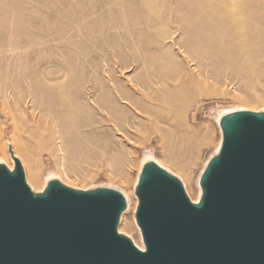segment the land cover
Listing matches in <instances>:
<instances>
[{
	"label": "rangeland",
	"instance_id": "rangeland-1",
	"mask_svg": "<svg viewBox=\"0 0 264 264\" xmlns=\"http://www.w3.org/2000/svg\"><path fill=\"white\" fill-rule=\"evenodd\" d=\"M107 1L0 0V146L5 145L10 162L9 145L14 153L19 149L17 156L28 183L30 164L36 161L37 167L40 159L35 180L39 186L48 175L56 174L69 186L113 184L125 192L130 190L134 198L140 162L152 152L159 163L182 179L186 191L194 197L200 170L220 138L216 110L240 105L252 110L264 107V59L240 47L249 29L257 32L264 52V0H207L212 5L208 19L200 11L204 0H163V4L173 1L175 5L169 12L164 9L165 13L162 9L150 11L144 25H139L130 12L132 6L142 9L141 2ZM149 3L146 0L144 5ZM199 22L210 28V34L199 32ZM174 40L183 41L192 55L204 59L206 69L229 74L231 83L221 86L213 82L214 86L201 93L181 99L169 94L168 88L173 86V91L176 84L164 76L160 100H140L150 113L157 110L156 117L139 113L141 127L131 128L128 136H117L107 127H91L82 96L88 78L95 77L94 70L100 72L106 60L114 81L132 96L130 78L142 83L154 73H171L174 65L169 55L177 58ZM239 75L242 77L238 79ZM234 81L239 83L237 92L253 93L252 99L234 98ZM17 101L33 105L44 120L41 126L32 127L34 123L9 111ZM90 114L92 119L98 117ZM131 114L126 110L128 118ZM180 124L193 130L209 126L207 142L192 148L191 157L188 141L176 129ZM48 127L65 140L61 167L54 154L56 140L40 135ZM105 135L110 137V145L105 143ZM120 145L127 155L131 152L125 163L112 158L113 150H119ZM187 158L190 163L184 170L179 163ZM134 209L124 214L128 218L133 215L131 221L136 226ZM135 226L120 230L119 223L118 229L137 239L141 231Z\"/></svg>",
	"mask_w": 264,
	"mask_h": 264
},
{
	"label": "water",
	"instance_id": "water-1",
	"mask_svg": "<svg viewBox=\"0 0 264 264\" xmlns=\"http://www.w3.org/2000/svg\"><path fill=\"white\" fill-rule=\"evenodd\" d=\"M221 130L198 203L178 177L143 165L135 187L143 250L118 231L119 191L52 180L34 193L17 157L13 171L0 163V264H264V113L225 115Z\"/></svg>",
	"mask_w": 264,
	"mask_h": 264
},
{
	"label": "bare ground",
	"instance_id": "bare-ground-1",
	"mask_svg": "<svg viewBox=\"0 0 264 264\" xmlns=\"http://www.w3.org/2000/svg\"><path fill=\"white\" fill-rule=\"evenodd\" d=\"M101 1V0H99ZM141 2V6L143 7L140 10H137L135 7H131L130 12H131V16L132 18L137 21V23L139 25H144L143 20L144 17L147 13H149L150 11L154 10L157 12L158 9H162L161 13H163L164 9H168V12L170 10L171 6H174V2L170 1L169 3L167 2L166 4H163V0H150L151 3H149L147 6L144 5V2L146 0H136ZM116 0H108L107 3H115ZM106 3V4H107ZM105 4V3H104ZM166 7V8H165ZM212 7V5L208 4L207 0H204V3L200 6V11L201 14L203 15L204 19H208L210 17V8ZM167 12V13H168ZM165 13V11H164ZM224 16H226L225 13L221 12ZM163 14H161L162 17ZM130 16V17H131ZM151 16H154V14H152ZM227 17V16H226ZM154 20V18H153ZM199 32L203 35H208L210 34L211 30L210 28L204 24L203 22H199ZM146 29V27H144V29H142V32H144ZM231 30V29H230ZM255 31H249V29H246V34L244 35L245 37V41H243V43H241L240 47L242 48V50L247 49L252 51L253 56H262V58L264 59V52H261V47L259 45L260 41L257 35V32L254 33ZM254 33L253 35H250ZM170 33H165V35H169ZM186 42H189V39L186 40ZM176 44L177 46V50H176V55L177 58L173 60V57H171L169 55V58L171 59V62H173V68H171V73L170 74H164V75H158V74H153L150 77H148L144 82L139 83L137 81H135L134 79H129V82H131V91H133L132 96L128 95V90H123L121 89L117 83L114 81L113 76L114 73L111 74V68L109 63L105 60L104 62V66L102 68V70H100V72H98L96 69L93 72V76L95 77H89L88 80L90 81L88 83V86H86L84 88V92H83V96H82V101L84 102V109L88 112L89 114V124L91 127H95L96 129H102L103 127H107V128H111L112 130H115L117 133L116 135H121V136H128V133L130 132L131 128H135L136 127H141V115L139 113H146L148 115H151L153 117L157 116V110L153 111L152 113H150L146 106L142 107L140 104V100L142 98H144V102L147 101H158L160 100L161 96H160V86L161 83L164 81L163 77H167L169 78L172 83L176 84L173 88V91L170 90V88H168V92L169 94H176L178 95L179 98L181 99H187L190 96H192L195 93H201L202 91H204L205 89H207L210 86H214V83H220L221 86H227L229 85L230 82V75L229 74H225L222 75L221 70L216 71V69L210 70V69H206V66L204 65V59H200L197 58L196 56L192 55L191 52L189 51L188 47H186V45L183 43V41L177 40L173 45ZM179 59V60H178ZM210 64V63H208ZM208 67V66H207ZM209 68V67H208ZM242 76L239 75L238 79L241 78ZM240 81V80H239ZM241 82V81H240ZM236 87H232L234 88V90L236 91L234 94V98L239 99V100H244V99H252V94H240L239 89L237 86H239L238 82H235ZM216 86V85H215ZM168 87V86H167ZM136 89H140V90H136ZM138 93V94H135ZM136 96V97H135ZM12 98V97H11ZM12 100V99H11ZM2 101V100H1ZM0 101V102H1ZM33 103V102H32ZM241 106V105H240ZM232 107V108H226V109H218L215 112L214 118L215 121L218 125L219 128V133H220V138L218 140V144L216 145L215 149L213 150V153L208 157L207 160H205L199 176H198V180H197V193L194 194L195 196L192 197V195L190 194V192L186 191V188L184 186V183L182 182V179L177 176L174 172H172L170 169H168L167 167H165L164 165H162L161 163L158 162V160L154 157L152 152H148L147 155L144 156V158L142 159V161L140 162V166H139V170H138V174L133 186V191H134V196L133 197L132 193L130 192V190H126V192L123 189L118 188L117 186L113 185V184H99V185H91L87 188H80V187H73V186H69L67 184H65L61 178L56 175V174H50L48 175L45 179H44V184L43 186H39L37 185V183H35V180L37 179L38 176V168L40 166V159L37 160V167H36V161L35 163L32 162L29 167V184L27 182V179L25 177V181L26 183L29 185V187L31 188V190L34 193H42L48 183L52 180H58L61 183L72 187L74 189H79V190H84V191H91V190H95V189H101V188H110V189H115L117 191H119L126 202V207L123 210V212L120 215V219H119V223H120V230H122V228H127V229H132L134 228V224L132 223L131 219L132 216L130 218L127 217L126 213L129 209L131 212H133L134 209V213H136V208L138 205V198L135 194V187L138 183L139 180V176L140 173L142 171V167L145 163L150 162V161H154L155 163H157L158 165H160L162 168H164L166 171H168L169 173L175 175L176 177H178V179L181 181L182 185L184 186V189L189 197L191 199L192 202L194 203H198L202 194V190H201V186H200V177L204 171V169L206 168L209 160L218 152L220 145H221V139H222V130H221V120L222 117H224L225 115H229L231 113L237 112V111H252V112H256V113H264V107L257 109V110H252L246 107ZM80 109V108H79ZM78 108H76V111L79 112ZM15 111L16 116L19 117L21 120H25L29 122L34 123L32 127L35 126V128L41 126L42 122L44 121L42 119V116L37 115V113H35V108L33 107V105L29 104L26 102V104H24L23 102L17 101L13 104H11L9 106V111ZM126 110L130 111L131 117L128 118L126 115ZM91 112H94L95 115H97L98 117H95V119H92L91 117ZM36 116V119H34V117ZM101 117V118H100ZM77 121V120H76ZM161 129V128H159ZM178 130L179 133H181V135L183 137L186 138V140L188 141V146H187V150L190 149H194L196 145L198 144H204L207 142L208 140V133H209V126H203L200 129L197 130H193L188 128L185 125H178V128H176ZM40 135L43 137H46L47 139L52 137L54 140H56L55 142V150H54V154H57L58 158H59V166L61 167V165L63 164V152H62V147H63V143L65 142V140L58 136L56 134V130L54 128H49L45 131H41ZM105 140V143H107L108 145H110L111 140L110 137L108 135H105L103 137ZM12 140L14 141L15 138H12ZM121 140V139H120ZM125 143V142H123ZM9 151H10V158H11V162L8 160L7 155L5 153V145L2 144L0 146V151L3 153V156L0 157V163L4 164L10 171L14 170L15 167V161H14V157H17L19 159V157L17 156L19 149L16 150V152L14 153V151L12 150L11 146L9 145L8 147ZM193 149L188 152V156L191 157L192 154L191 152L193 151ZM12 150V153H11ZM113 154H112V158L113 160H115L114 162L116 163H125L128 159H129V155H130V151H128V154L126 153V151L124 150V147L122 145L119 146V150H113ZM20 163L21 160L19 159ZM12 163V165H11ZM176 163V162H174ZM190 163V158H187L186 160L182 161L180 164L181 168H183L184 170L186 168H188V165ZM23 172H24V176H25V171H24V167L21 163ZM63 171V169H62ZM186 173H184V176L186 177ZM136 199V201H135ZM134 221L136 226H138L136 219L134 217ZM118 223V225H119ZM135 226V227H136ZM139 227V226H138ZM140 230V229H139ZM119 231V229H118ZM120 233H123L121 231H119ZM125 234V233H123ZM126 235V234H125ZM128 236V235H127ZM132 242L141 250L144 249V242H143V238L142 235L140 233V236L138 234L137 239L131 235L128 236ZM141 238V240H140Z\"/></svg>",
	"mask_w": 264,
	"mask_h": 264
}]
</instances>
